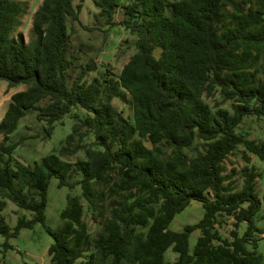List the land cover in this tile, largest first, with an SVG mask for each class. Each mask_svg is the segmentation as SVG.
Segmentation results:
<instances>
[{"label": "trees", "instance_id": "16d2710c", "mask_svg": "<svg viewBox=\"0 0 264 264\" xmlns=\"http://www.w3.org/2000/svg\"><path fill=\"white\" fill-rule=\"evenodd\" d=\"M94 1L107 25H117L114 16L123 11L121 25L136 36V51L116 77L88 81L93 68L85 64L71 81L76 62L69 21L80 22L82 3L43 0L27 43L12 36L26 4L0 0V80L27 85L12 95L0 119L4 249L13 247L9 240L23 228L42 223L53 237L49 264H264L255 233L262 205L257 179L264 173L248 165L250 154L264 160V140L238 131L246 117H264V0ZM125 92L132 97L131 118L113 103ZM217 94L215 107L204 99ZM226 102L230 108L222 107ZM30 111L46 122L48 135L66 116L75 119L58 152L35 165L14 157L25 138L11 141ZM240 146L247 165L238 188L225 161ZM81 151L83 157L69 159ZM53 178L60 188L81 189V195H67L59 228L46 224ZM102 196L110 199L109 216L99 207ZM5 197L33 216L12 226ZM82 198L103 217L95 237ZM193 200L202 203L203 218L171 230ZM223 215L234 218L231 238L216 227ZM241 223L247 225L243 234ZM197 229L201 234L191 251L190 235ZM169 248L178 254L173 263L166 259Z\"/></svg>", "mask_w": 264, "mask_h": 264}, {"label": "rangeland", "instance_id": "374dc122", "mask_svg": "<svg viewBox=\"0 0 264 264\" xmlns=\"http://www.w3.org/2000/svg\"><path fill=\"white\" fill-rule=\"evenodd\" d=\"M26 4L27 11L21 19V24L14 32L13 37L16 38L22 35L25 42L32 39V22L35 11L41 5L43 0H18ZM128 1V0H123ZM75 3H82L83 8L79 21H69V31L71 33V49L70 55L74 57L76 64L71 70V81L80 74L82 65L91 64L93 68L86 74V79L91 81L98 76H118L123 66L129 61L131 55L136 51L135 40L136 36L128 31L121 21L124 18L123 11L119 10L114 16V21L117 25H107L104 17L100 13V9L96 6L94 0H75ZM27 85L21 84L11 87L7 81L0 80V119L3 118L11 97L15 92L24 90ZM204 99L215 107L216 101L221 99L220 94L215 97H204ZM113 103L126 117L133 116V102L129 93H124L122 97H115ZM224 108H230V102L222 105ZM77 113L84 114V110L78 109ZM75 119L72 115L66 116L61 122L56 124V128L51 135L45 131L47 126L45 121L37 119V111H30L23 117L17 129L11 135V141L19 140L24 137V142L18 146L14 157L19 161L35 165L45 155L51 152H58L60 146L64 143L66 136L71 132ZM238 131L245 133L249 138L256 141L264 140V117L258 118L249 116L244 119L239 126ZM93 136L86 139L87 142H92ZM3 141V135L0 134V143ZM145 144L152 148V143L145 141ZM243 146H240L235 153L231 154L225 161L226 173L232 174L236 181V186L240 188L243 184L242 170L247 162L243 156ZM196 151L192 152V155ZM251 155L250 166L256 167L257 171L264 173V160L259 159L255 155ZM84 152L81 151L70 157L71 161H75L78 157H83ZM58 180L53 178L48 189V203L46 208V224L59 228L62 224L61 211L66 206L67 195H81L80 187L70 189L68 187H58ZM257 187L260 193L262 205L255 216V222L260 231H256L259 237L257 251L263 256L264 261V177L257 179ZM211 195V194H210ZM104 199V201H103ZM6 207L4 214L7 221L15 226L20 217L31 218V211L20 208L13 200L5 197ZM85 206L84 220L88 224L89 231L92 237H95L101 230L100 210H96L97 215L92 213L87 200L82 198ZM109 202L102 196L99 200V207L109 216ZM205 214V209L201 202L193 200L189 206L179 212L169 228L174 231H180L187 224H195L199 222ZM220 234L224 238H231V231L234 229V218L232 216H220V222L216 225ZM247 229L246 223H241L238 231L243 234ZM201 231L195 230L190 235V248L194 250L197 239ZM6 238L0 236V262L6 260L8 264H49L50 257L48 248L53 243V237L47 232L42 223H37L33 228H23L16 238H11L9 243L12 248L4 249ZM250 248L253 249L252 244ZM178 254L169 248L166 252V259L173 263Z\"/></svg>", "mask_w": 264, "mask_h": 264}]
</instances>
